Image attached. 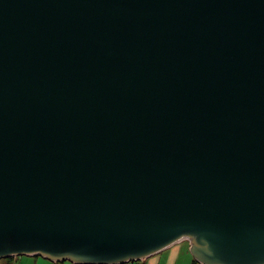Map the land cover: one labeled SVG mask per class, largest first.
Returning <instances> with one entry per match:
<instances>
[{
  "label": "water",
  "instance_id": "obj_1",
  "mask_svg": "<svg viewBox=\"0 0 264 264\" xmlns=\"http://www.w3.org/2000/svg\"><path fill=\"white\" fill-rule=\"evenodd\" d=\"M184 240L264 264V0H0V259Z\"/></svg>",
  "mask_w": 264,
  "mask_h": 264
},
{
  "label": "crops",
  "instance_id": "obj_2",
  "mask_svg": "<svg viewBox=\"0 0 264 264\" xmlns=\"http://www.w3.org/2000/svg\"><path fill=\"white\" fill-rule=\"evenodd\" d=\"M188 247L189 244L186 240L178 242L164 249L163 251L151 257L146 258V260H143L142 263L143 264H178L179 259H181L180 258L181 255H184L183 257L187 258L185 250H187ZM187 259H188V263L191 264L189 261V257Z\"/></svg>",
  "mask_w": 264,
  "mask_h": 264
},
{
  "label": "rangeland",
  "instance_id": "obj_3",
  "mask_svg": "<svg viewBox=\"0 0 264 264\" xmlns=\"http://www.w3.org/2000/svg\"><path fill=\"white\" fill-rule=\"evenodd\" d=\"M185 253H186L187 258L189 257L190 263L194 264L192 262L193 258L189 253V247L187 248V250H185ZM183 256L184 255L180 256L181 259H179L178 264H189L188 259L186 257L184 258ZM0 264H6V259H0ZM9 264H56V263L46 260L42 257H37V256H18V257H12L9 261ZM61 264H71V263L64 262ZM196 264H199V263H196Z\"/></svg>",
  "mask_w": 264,
  "mask_h": 264
},
{
  "label": "trees",
  "instance_id": "obj_4",
  "mask_svg": "<svg viewBox=\"0 0 264 264\" xmlns=\"http://www.w3.org/2000/svg\"><path fill=\"white\" fill-rule=\"evenodd\" d=\"M11 258L6 259V264H9ZM143 261H139V262H132V263H128V264H143ZM193 263L196 264V262L193 260ZM56 264H61V263H56Z\"/></svg>",
  "mask_w": 264,
  "mask_h": 264
}]
</instances>
